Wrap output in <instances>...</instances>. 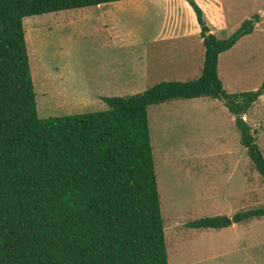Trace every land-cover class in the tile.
Returning a JSON list of instances; mask_svg holds the SVG:
<instances>
[{
    "label": "trees",
    "instance_id": "16d2710c",
    "mask_svg": "<svg viewBox=\"0 0 264 264\" xmlns=\"http://www.w3.org/2000/svg\"><path fill=\"white\" fill-rule=\"evenodd\" d=\"M125 1L0 0V264H169L152 106L221 101L264 178V154L245 120L264 96V82L256 91L230 94L219 75L221 56L255 32L260 15L219 39L196 1L187 0L205 48L200 78L103 98L108 111L40 118L24 21ZM262 218L264 207L189 227L220 231Z\"/></svg>",
    "mask_w": 264,
    "mask_h": 264
},
{
    "label": "rangeland",
    "instance_id": "374dc122",
    "mask_svg": "<svg viewBox=\"0 0 264 264\" xmlns=\"http://www.w3.org/2000/svg\"><path fill=\"white\" fill-rule=\"evenodd\" d=\"M224 2L232 8L231 23L234 20L244 22L262 13L264 16V0ZM114 12L125 15L127 11L120 8ZM93 15L86 10H69L24 21L29 56L31 50L33 52L30 64L40 118L68 114L61 112L58 99L51 91L53 69L58 56L80 58L78 64L85 65L90 50L96 54L102 39L92 34L88 27L84 28L85 20ZM157 26L152 24L150 30ZM236 28L226 37L239 29ZM171 52L170 47L162 50L166 58L175 54ZM119 56L122 61L127 57L123 53ZM156 56L151 50V69L157 61ZM72 64L73 75L77 76L73 80L81 84L88 73L82 74L77 67L80 65ZM219 75L230 94L252 92L261 87L264 82V21L256 26L252 35L221 56ZM187 102L173 101L149 108L169 264H264V218L220 231L189 227L191 222L203 218H233L238 213L264 207V178L242 145L237 126L228 127L222 134L206 109L198 107L207 106L184 104ZM108 110L106 103L98 101L83 112ZM248 121L249 125L257 126L256 137L264 154V101L250 111Z\"/></svg>",
    "mask_w": 264,
    "mask_h": 264
},
{
    "label": "crops",
    "instance_id": "0c3cea01",
    "mask_svg": "<svg viewBox=\"0 0 264 264\" xmlns=\"http://www.w3.org/2000/svg\"><path fill=\"white\" fill-rule=\"evenodd\" d=\"M195 1L203 11L205 23L219 39L227 38V33L241 27L243 20L230 22L232 8L224 0ZM120 8L127 11L125 15L115 14L114 10ZM81 10L94 14L85 20L84 28L86 26L92 34H97L102 44L96 48V54L90 50L85 65L78 64L80 58L57 57L51 91L58 99L61 112L68 113L66 116L84 114L85 109H90L95 102H103V98L134 96L164 81L188 82L202 75L205 48L201 27L187 0H130ZM260 18L263 24V13ZM155 23L158 26L150 30ZM166 47L175 53L171 52V58L162 53ZM151 50L158 57L152 69ZM121 53L127 56L123 61L119 56ZM72 62L80 65L77 67L82 74L88 73L81 84L73 80L77 76L73 75ZM123 62H126L125 67ZM114 63L117 66H113ZM44 70L49 74L45 64ZM263 101L264 96L255 106ZM184 104L207 106L198 107L206 109L222 134L228 127L236 126L234 116L219 100L201 98ZM250 111L245 116L248 123ZM250 126L256 135L257 126Z\"/></svg>",
    "mask_w": 264,
    "mask_h": 264
}]
</instances>
